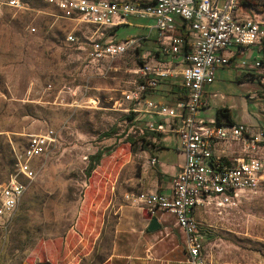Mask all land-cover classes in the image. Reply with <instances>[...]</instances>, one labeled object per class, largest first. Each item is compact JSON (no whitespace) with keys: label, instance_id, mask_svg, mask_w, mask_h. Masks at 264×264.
I'll return each mask as SVG.
<instances>
[{"label":"rangeland","instance_id":"1","mask_svg":"<svg viewBox=\"0 0 264 264\" xmlns=\"http://www.w3.org/2000/svg\"><path fill=\"white\" fill-rule=\"evenodd\" d=\"M20 1L23 9L0 13V181L13 174L14 154L29 135L52 130L57 137L47 156L33 160L35 175L24 180L17 209L0 231V264H100L112 250L118 205L138 174L132 154L143 142L141 112L129 111L122 92L139 82L137 69L151 54L132 45L95 64L86 58L85 29L74 31L80 27L40 0ZM244 4L248 7L241 5L238 13L262 22L264 0ZM71 30L77 44L64 40ZM108 34L101 38L145 32L133 25ZM209 85L216 97L203 116L213 119V102L221 101L234 119L243 115L252 132H262L261 80L240 83L234 70L225 68ZM162 136L167 144L176 140ZM193 217L202 232L204 264H264V187L246 193L236 207L199 208Z\"/></svg>","mask_w":264,"mask_h":264},{"label":"built area","instance_id":"2","mask_svg":"<svg viewBox=\"0 0 264 264\" xmlns=\"http://www.w3.org/2000/svg\"><path fill=\"white\" fill-rule=\"evenodd\" d=\"M40 1L53 6L61 19L80 27L74 31L85 29L88 32L83 40L87 44L85 54L95 64L122 55L148 37L146 34L119 41L101 38L108 28L125 23L129 16L152 18L158 39L169 34L174 16L188 25L193 38L183 55L184 64L179 73L159 61H145L137 69L139 82L133 89L122 92L123 98L132 105L130 111L169 119L167 122L145 121L144 129L175 133L184 155L183 165L171 178L169 193L131 191L125 192L123 199L140 204L148 218L154 217L156 212L172 215L185 236L187 263L204 264L200 230L193 213L204 207L216 210L236 207L246 193L264 187V129L256 133L241 122L206 121L198 117V111L208 107L201 88L212 82L216 67L227 66L234 58L235 72L248 68L247 61L240 56L245 48L254 44H262L263 49L264 19L257 22L242 17L237 9L243 5V0ZM3 8L18 11L24 7L20 0H0V13ZM74 31L66 33L67 43H78ZM184 43L182 34L174 33L167 44L160 46L159 52L173 57ZM253 66L261 69L257 77L264 83V59L255 60ZM176 76L180 77L184 96L172 105L144 98L157 87L159 80ZM56 137L52 130L29 135L22 150L14 154V173L0 181V231L5 230L17 209L25 189L24 180L35 175L33 160L47 156ZM219 145H236L234 153L237 155L225 160L215 153ZM154 161V157L149 159L150 163Z\"/></svg>","mask_w":264,"mask_h":264},{"label":"crops","instance_id":"3","mask_svg":"<svg viewBox=\"0 0 264 264\" xmlns=\"http://www.w3.org/2000/svg\"><path fill=\"white\" fill-rule=\"evenodd\" d=\"M131 19H135V21L132 22ZM136 20L138 21L136 22ZM133 25L134 27H140L142 31L145 32V34L141 35L145 36L148 34V37L146 39H142L139 43L140 47L145 49L144 53L149 55L151 54L150 58H148V62L159 61L162 66H164V63H167L168 67H173L174 69L180 68L184 64L183 55L189 50L193 34L189 31L188 25L182 19L178 16H174L173 25L168 32L169 34L165 35L162 39L157 38L156 31L152 26V18H139L136 16H129L125 20V23L108 28V35L113 36L115 29L119 26L131 27ZM178 32L181 33L185 39V43L181 45L179 52L173 57L159 52L160 46L167 44L169 36ZM125 38L128 37L126 36L122 39ZM107 40L119 41L117 39L109 40V38ZM146 56L147 55H144V57ZM240 57L247 61L248 68L244 71L243 69L242 71L239 70L240 72L238 73L234 71L236 81L240 83H252L256 79L258 80L257 74L260 73L261 69L254 67L253 62L255 60L264 59V50L262 49V45L254 44L248 46L243 50ZM162 59H167V61H163ZM234 59L227 66L216 67L213 74H215L218 70L225 68L234 70V65L236 64ZM209 84H205L201 88V96L206 97L208 107L199 110L197 113L198 117L206 121L216 120L215 110L217 108L225 107L230 114L231 121L241 122L247 125V120L244 119L245 117L243 115L242 119L238 116L234 119V114L228 106L224 105L221 101H216L218 104L213 102V119L211 118L210 113L206 116L201 114L203 111L210 110V98L216 97L215 92H209ZM177 86H180L179 76L167 77L159 80L157 87L153 91L147 93L144 98L172 105L177 100V96L173 93H167V90L171 87L173 90L177 91ZM180 90L182 89L180 88ZM247 98H253V95L248 94ZM144 115L146 117V121H169L168 118L158 115ZM262 128L264 129V126H262ZM164 134H170L176 140L171 141L170 144L164 143L165 137L162 136ZM145 140L146 144L141 145V148L133 151L132 154V157L135 156L138 174L135 176L133 189L131 191L145 193L159 191L169 193L170 180L175 173L180 170L184 162V155L179 147L177 136L173 132H164L157 135H148ZM236 150V145H219L215 149V153L220 154L226 160L231 156L237 155V153H234ZM128 154L131 155L130 152ZM151 157L155 158L154 163L149 162ZM130 159L131 157L128 158V161ZM117 213L118 217L115 227L114 244L108 257L100 264H188L185 236L181 229L175 225L174 217L172 215L156 212L154 217L158 222V228L153 231H148L146 226L150 218L147 217L140 204L124 200L118 205ZM20 264L35 263L24 261Z\"/></svg>","mask_w":264,"mask_h":264},{"label":"trees","instance_id":"4","mask_svg":"<svg viewBox=\"0 0 264 264\" xmlns=\"http://www.w3.org/2000/svg\"><path fill=\"white\" fill-rule=\"evenodd\" d=\"M246 1L247 0H243L242 1V4L244 6L246 5V4H244ZM180 88H181L180 86H177V91H175L171 87H169L168 90H167V93H173V94H175L177 96V99H179V98H181V97L184 96L183 90H180ZM130 112L136 114V112H133V111H130ZM141 115H142V120L145 123L146 117H145V115L143 113H141ZM215 119H216L217 122H219L221 119H223L226 122H230L231 121V118H230V114H229L227 108H225V107L217 108L215 110ZM154 134L157 135L159 133H156V132H148V131H146L144 129V126H143V129L140 130V138L143 141L141 145H143V144L145 145L146 144V140H145L146 136H148V135H154ZM13 163H14V159H13ZM13 163H12V168H13V173H14Z\"/></svg>","mask_w":264,"mask_h":264},{"label":"water","instance_id":"5","mask_svg":"<svg viewBox=\"0 0 264 264\" xmlns=\"http://www.w3.org/2000/svg\"><path fill=\"white\" fill-rule=\"evenodd\" d=\"M157 228H158V222L156 221V218L151 217L147 226H146V229L148 231H153V230H156Z\"/></svg>","mask_w":264,"mask_h":264}]
</instances>
